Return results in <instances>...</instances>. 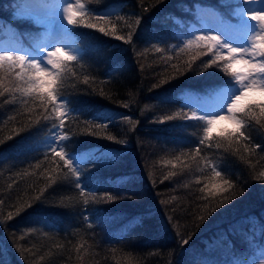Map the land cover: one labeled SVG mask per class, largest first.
I'll return each instance as SVG.
<instances>
[{
    "label": "trees",
    "instance_id": "16d2710c",
    "mask_svg": "<svg viewBox=\"0 0 264 264\" xmlns=\"http://www.w3.org/2000/svg\"><path fill=\"white\" fill-rule=\"evenodd\" d=\"M19 1L0 0V45L9 28L19 44L12 50L25 55L42 42V31L29 20L14 21ZM81 1L84 17L69 30L79 53L59 82L58 95L66 98L68 108L61 129L68 139L62 146L66 152L111 150L118 159L97 166L92 162L96 157L88 156L77 181L59 157L40 145L58 122L55 114L36 97L14 91L19 68L0 69L9 89L0 88L3 258L8 264H264L259 232L264 181L256 179L264 172V117L259 108L260 123L243 117V131L251 141L241 138L229 145L219 136L231 130L226 128L211 132L200 144L207 124L198 116L185 119L193 114L182 96L187 91L209 94L234 79L223 71L229 62L222 51L224 61L215 50L198 47L193 32H207L198 8H210L220 19L239 24L233 13L239 1ZM104 9L109 14L104 27L115 24L114 35L86 27ZM129 32L134 33L132 41L125 42ZM188 40L194 41L191 47H186ZM209 60L216 65L205 69ZM168 116L174 119L165 120ZM214 166L234 182L230 195L243 192L220 208L219 198H204L200 191L213 182ZM77 182L87 185L84 196Z\"/></svg>",
    "mask_w": 264,
    "mask_h": 264
},
{
    "label": "snow or ice",
    "instance_id": "6c2138e0",
    "mask_svg": "<svg viewBox=\"0 0 264 264\" xmlns=\"http://www.w3.org/2000/svg\"><path fill=\"white\" fill-rule=\"evenodd\" d=\"M159 3H162L163 0H158ZM64 4L66 7L63 8V14L61 16L62 20H66L68 25H77L78 18L83 19L84 17V5L79 3L77 0V5H73L68 3L67 0H64ZM38 5L21 3L15 6V10L12 15L14 21H19L21 19H34L36 23H40V20L37 19L36 8ZM147 11V9H145ZM250 16V20L245 21L244 23L247 27L255 30L256 26L252 24V21L261 22L259 25V33L252 37L251 48L246 47L248 43V33H245L244 37L241 39V45L239 47H234L231 41V38L225 39L222 36L215 35L212 30H209L207 34L201 33L195 37L196 45L203 46L207 48L208 52H213L215 50L217 54V59L220 61H224L225 57L220 55L222 49H227L228 56L227 59L229 61H235L233 63L225 64L223 71L226 75L235 78V83L239 86V88L246 89L248 91L258 89L259 92L264 95V8H261L258 11L249 10L248 12ZM108 13L101 12L99 15L94 17L96 23H88L86 27L91 29H98V31L104 35H114L116 32V25L111 24L110 29H106L104 27V22L108 20ZM140 18H137V24H139ZM11 23V22H10ZM2 23H0V27H2ZM134 33L129 32L128 40L125 42H131ZM116 39L124 40L122 36H115ZM56 43L53 42L45 45V47L52 48V51L48 52L47 57H44L43 51L39 45H37L36 49L31 55H17L14 50H0V69H4L7 65L9 71L15 68H19L18 72H15V76L17 80L20 82L17 84L14 91H18L22 93L26 97H36L40 105L45 108V110L51 109V112L55 114V117L60 120L59 128L63 129L65 127L64 119L65 112L62 111L64 106V98L58 95L59 90V82L62 80L67 65L77 59L76 55H73L69 51H65L63 47L55 46ZM194 41L188 40L186 43V47H191ZM160 51V49H157ZM252 54V59H245L246 53ZM238 57V59H237ZM259 57V59H256ZM193 60L196 58L193 57ZM46 60V64L44 61ZM236 64H243L245 67L237 68ZM216 65V60H209L207 64L204 65V68L207 69L209 67H213ZM50 66V67H49ZM3 77L0 76V88H3L4 91H9L8 88H4L3 85ZM88 77H85V83H87ZM247 81V83H246ZM247 92H241L240 95H235L234 93L230 94L229 90H226L223 98L220 101V109L223 110L224 104H227V112L228 116L225 117L223 115L217 117L215 114H206L200 116L198 119L206 122L208 127L204 128L205 137L199 141L200 144H204L205 140L211 138V126L215 123L217 119H229L233 122V128L229 130L227 133H220L219 136L222 140L227 141L229 145L232 144L233 141L239 143L241 138L244 140L251 141V137L245 135L243 129L245 128V122L243 117L250 116L257 120V123H260L258 119L255 108H259V116L264 117V102L257 103L254 106L244 105L238 106L237 101H239L242 96L246 95ZM0 95H3V92H0ZM58 100L60 103L58 104ZM228 100H231V103H228ZM49 117L45 116L44 119L47 120ZM97 119H111L108 116H98ZM196 118L195 113H193L192 117H185V119ZM125 119H128L125 117ZM165 120H172L174 117L168 116L164 118ZM164 120H161L163 123ZM55 127V126H54ZM97 128L101 127V125H96ZM108 140H114L113 136H107ZM8 139H12V137H8ZM55 139L57 141H64L68 139V136L65 134L63 136H56ZM5 141H0V143H4ZM217 148L222 145L218 143ZM254 147L260 148V144H256ZM51 151L54 153L56 157H59L61 161H63L64 165L73 173L76 177L77 181L81 180V173L75 167V164L78 162L77 158H69V154L64 151L63 148L60 151H56V146H51ZM245 152H248L249 149L245 146ZM2 155V154H0ZM86 156H95L96 160L92 161L95 165H99L101 163H112L118 159L117 153L111 150H90L88 153H85ZM214 173L213 182L211 184H205L203 188L200 189L202 193H206V197H211L212 199H220V203L216 206V208L223 207L225 204H229L232 200L236 199L237 196H242L243 192L237 193L235 195H230L232 190L235 187V184L230 179H225L223 176V170H217L214 166L212 168ZM257 180L264 181V172H261L259 176L256 177ZM87 187L86 184H82L80 182L76 183V188L80 189V195L84 196V189ZM89 191H91L89 189ZM40 198L38 197L37 200ZM109 200L113 199L112 197H108ZM88 201L85 200V204ZM207 207V206H206ZM216 208H212L211 211H216ZM142 217L137 218L138 223L142 222ZM201 221L206 219V217H200ZM255 229H252V232L255 233ZM259 232L261 237H264V221L260 223ZM227 235V233H225ZM191 237H189L190 239ZM222 243L226 245H232L230 240H221ZM184 244L188 243V240L183 241ZM234 247V245H232ZM4 253L0 250V264H8V262L3 258ZM211 264V261H209ZM235 264H244V262H235Z\"/></svg>",
    "mask_w": 264,
    "mask_h": 264
},
{
    "label": "rangeland",
    "instance_id": "374dc122",
    "mask_svg": "<svg viewBox=\"0 0 264 264\" xmlns=\"http://www.w3.org/2000/svg\"><path fill=\"white\" fill-rule=\"evenodd\" d=\"M238 1L239 4L235 8V14L238 16L240 23L237 25L220 19L218 17V14L210 8L206 10H201L200 8H198V10L200 14L205 18V30L207 31L206 34L209 30H212L215 35L222 36L225 39L231 38L233 46L239 47L242 46V37H244L245 33H248L249 39L247 45L245 46L251 48L252 37L259 33V25L261 22L252 21V24L256 26L255 30L247 27L244 22L250 20V16L248 14L249 10L258 11L261 8H264V0ZM67 2L73 4L74 6L77 5V0H67ZM23 3L38 5V7L36 8L37 19H39L42 23H47L51 26V31L48 32L49 35L45 38V41L43 42L44 45L53 42H59L56 43L55 46L63 47L65 51H69L73 55H77L79 53V48L76 44L75 38L69 31L71 25H68L66 20L61 19V16L63 14V8L66 7V4H64V0H23ZM79 3L84 5V11L86 5L81 0H79ZM63 31L66 32V36L65 38H60L61 35L59 36V34ZM5 35L6 37L3 40L4 45L1 44L0 49L12 50V47L10 46L11 42L9 43L8 41L9 39L12 40V30L9 28L5 29ZM14 42L18 44L17 41ZM50 51H52V48L47 47L46 52H44L43 54L44 57H47V54ZM221 51V53L224 54V56L227 58V49H222ZM244 58L252 59L253 57L252 54L249 52L245 54ZM256 59H259V57H256ZM228 62L235 64V61L228 60ZM44 63L46 64V60L44 61ZM236 67L241 68L245 66L243 64H236ZM226 90H229L230 94L234 93L235 95H240L241 92H247L246 95L242 96V98L237 101L238 106H244L245 103L253 100H264V95H262L258 89L248 91L246 89L239 88L236 83H234L232 87L227 86L220 90L217 94H215V97L213 99L206 97L205 94L190 91L183 92L182 96L185 102L192 104L196 107L195 113L198 117L206 114H215L217 117L221 115L227 117L228 112L224 110V107H227V104H224L223 110L220 109V101L223 98V95ZM62 97L64 98V106L62 108V111L65 112L66 116V114L68 113V108L66 106V98L64 96ZM57 103L59 104L60 101L58 100ZM228 103H231V100H228ZM57 120L58 122H56L49 128V130L46 132L40 142V145L43 149L51 150V146H56V151H60V149L63 148V141H57L55 139L56 136L65 135L61 132L60 128L58 127L60 120L58 118ZM233 126V122L229 119H217L215 123L211 126V132L226 128L232 129ZM206 127H208V125ZM90 150L94 149L90 148L77 152H66L65 150L64 151L69 154V158H77L78 162L75 164V167L80 171L81 164L84 160L88 158L85 153H88ZM87 217L89 218L88 215Z\"/></svg>",
    "mask_w": 264,
    "mask_h": 264
}]
</instances>
